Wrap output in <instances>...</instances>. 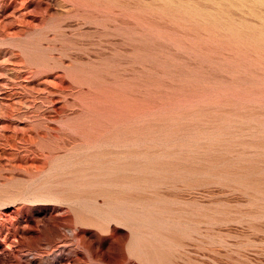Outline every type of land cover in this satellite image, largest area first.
Listing matches in <instances>:
<instances>
[{
	"label": "rangeland",
	"instance_id": "374dc122",
	"mask_svg": "<svg viewBox=\"0 0 264 264\" xmlns=\"http://www.w3.org/2000/svg\"><path fill=\"white\" fill-rule=\"evenodd\" d=\"M0 264H264V0H0Z\"/></svg>",
	"mask_w": 264,
	"mask_h": 264
},
{
	"label": "bare ground",
	"instance_id": "6f19581e",
	"mask_svg": "<svg viewBox=\"0 0 264 264\" xmlns=\"http://www.w3.org/2000/svg\"><path fill=\"white\" fill-rule=\"evenodd\" d=\"M119 212V211H118ZM122 212H124V211H122ZM139 212V211H138ZM134 213V212H133ZM132 215H134V214H132ZM138 215V214H137Z\"/></svg>",
	"mask_w": 264,
	"mask_h": 264
}]
</instances>
